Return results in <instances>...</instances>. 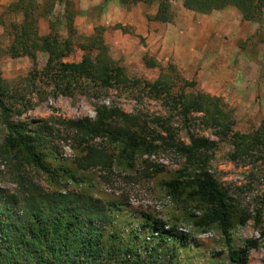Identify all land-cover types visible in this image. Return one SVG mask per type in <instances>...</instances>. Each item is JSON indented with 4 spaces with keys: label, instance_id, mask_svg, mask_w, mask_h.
<instances>
[{
    "label": "trees",
    "instance_id": "trees-1",
    "mask_svg": "<svg viewBox=\"0 0 264 264\" xmlns=\"http://www.w3.org/2000/svg\"><path fill=\"white\" fill-rule=\"evenodd\" d=\"M58 1L66 8L71 4V0ZM151 1L118 0V3L129 9L139 2ZM169 2L161 0L151 19L170 21ZM182 2L186 8L200 12L231 5L240 11L243 19L259 22L264 9V0ZM28 8H32L31 0H16L9 7L12 12L22 11L24 17L12 27L13 44L7 52L13 57L23 54L32 59L37 52H44L47 57L42 70L29 79L25 78V86L29 88L38 84L37 92L41 95L51 92L54 97L64 95L70 98L78 93L95 97L102 90L133 86L135 90H145V94L157 98L170 113L179 115L184 128L195 127L198 122L211 129L218 141L188 131L189 143L185 144L179 140L169 119L165 121L156 117L154 122L167 133L158 145L154 143L155 137L148 135L147 124L138 115L101 103L95 104L93 118L60 120L76 141L80 153L76 168L52 165L47 160L48 154H52L53 159L56 157L53 149L48 147L50 141L42 128L36 123L13 118L21 116L33 105L29 98L31 90L28 93L27 87L21 89L10 85L0 75V123L3 127L0 163L8 166L14 184L13 191L0 190V264L182 263L180 254L190 245L189 234L183 229L178 230L176 225H168L162 219L142 213L138 231L133 228L129 236L124 237L117 227L111 225L115 221L114 212L121 209L117 202H104L82 190L45 189L29 175L33 170L46 178L63 177L78 182L82 180L77 176L78 170L111 166L113 160L107 150L100 143H90L95 138L106 139L110 145L120 147L117 159L126 169L133 167L137 155L165 151L167 147L184 155L186 164L172 178L162 181L167 195L182 202L186 209L185 219L195 227L202 230L214 227L220 231L232 264H247L248 252L257 245V240L245 239L242 246L236 247L232 244L230 231L237 225H244L249 214L240 211L209 171L208 163L219 141L230 144V160L249 158L264 163V129L250 133L231 132L224 103L217 96L192 91L194 81L173 76L168 69L153 81L130 78L107 54L101 35L103 27H97L82 42L71 40V37L61 39L56 32L40 34L37 16ZM119 27L125 29V26ZM74 47L83 51L81 58L66 61ZM146 62L156 65L155 60ZM169 69L172 70L173 66ZM43 84L48 89H42ZM42 124L47 127V123ZM188 207L193 210L188 211ZM261 235L264 236V230Z\"/></svg>",
    "mask_w": 264,
    "mask_h": 264
},
{
    "label": "rangeland",
    "instance_id": "rangeland-1",
    "mask_svg": "<svg viewBox=\"0 0 264 264\" xmlns=\"http://www.w3.org/2000/svg\"><path fill=\"white\" fill-rule=\"evenodd\" d=\"M15 1L0 0V75L10 85L25 89V78L43 69L47 54L37 52L32 59L23 54L13 57L7 52L13 44L12 27L24 17L22 11L9 10ZM160 1L139 2L125 9L118 0H71L69 8L58 0H31L32 8L28 10L37 16L40 34L56 32L61 39L71 37L82 42L97 27H103L101 35L107 54L130 78L153 81L168 69L173 76L194 81L192 91L219 97L229 115L227 123L231 132L264 129V9L259 22L243 19L240 11L231 5L200 12L186 8L182 0H170L171 19L161 22L151 19ZM70 15L72 17L68 18ZM82 53L80 48L74 47L66 61H77ZM149 59L155 60L156 65L147 64ZM30 87L26 90H31L29 98L33 105L13 118L42 128L50 141L48 147L56 157L53 159V155L48 154L47 160L52 165L76 168L80 153L76 141L60 120L93 118L95 104L101 103L138 115L147 124L148 135L154 136V143L158 145L167 133L154 122L156 117L169 119L179 140L185 144L189 143L188 131L218 141L211 129L198 122L195 127L184 128L179 115L170 113L157 98L133 86L102 90L95 97L78 93L73 98L54 97L51 92L41 95L37 92L38 84ZM42 89L48 88L43 84ZM42 122L47 123V127ZM2 133L0 123V141ZM90 143H100L107 150L113 160L111 166L78 170L77 176L82 179L78 182L63 177L46 178L33 170L29 175L45 189L82 190L104 202H117L121 209L114 212L115 221L111 225L124 237L129 236L133 228L138 231L142 213L183 229L188 232L189 244L193 247L187 246L180 254L183 256L181 264H232L220 231L214 227L206 230L195 227L185 219L182 202L172 199L162 186L163 180L172 178L186 164L184 155L167 147L165 151L137 155L133 167L126 169L117 159L120 147L101 138ZM230 150L228 142L219 141L208 169L240 211L249 214L244 225L230 231L232 244L239 247L245 239H256L257 245L248 252L247 264H264V236L261 235L264 230V163L249 158L230 160ZM13 187L8 166L0 163V190L10 192ZM187 210L193 209L188 207Z\"/></svg>",
    "mask_w": 264,
    "mask_h": 264
},
{
    "label": "built area",
    "instance_id": "built-area-1",
    "mask_svg": "<svg viewBox=\"0 0 264 264\" xmlns=\"http://www.w3.org/2000/svg\"><path fill=\"white\" fill-rule=\"evenodd\" d=\"M182 230V229H181Z\"/></svg>",
    "mask_w": 264,
    "mask_h": 264
}]
</instances>
